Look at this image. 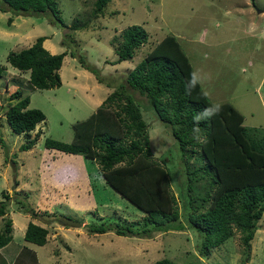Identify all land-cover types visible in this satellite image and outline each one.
<instances>
[{"label": "rangeland", "instance_id": "rangeland-1", "mask_svg": "<svg viewBox=\"0 0 264 264\" xmlns=\"http://www.w3.org/2000/svg\"><path fill=\"white\" fill-rule=\"evenodd\" d=\"M56 2L66 25L78 19L83 26L70 30L43 15L0 11V200H4L2 191L11 196L6 215L0 216V230L8 217L13 228L11 242L0 251V264H152L162 258L174 264H264V215L256 224L249 251L241 231L233 228V235L206 256L198 252V233L185 219L189 208L184 181L186 160L193 168L201 162L193 154L189 157L190 149L187 154L180 151L169 128L138 92L133 91L134 101L147 123L154 158L169 170L181 230L153 232L150 238L120 236L113 231L90 234V224L112 223L140 232L151 225L144 224L145 212L105 183L94 160L44 146L47 137L70 142L72 124L86 119L113 90L83 68L78 55L103 76L119 79L117 75L133 69L168 34L176 37L194 71L206 76L200 84L209 100L230 102L243 115V125L264 131V0H111L98 18L91 15L95 0ZM134 24L147 31V42L131 59L112 63L117 58L115 39H121V31ZM40 36L46 37L52 54L67 53L58 88H33L29 72L6 61L10 51L27 48ZM71 51L77 57H71ZM17 89L29 98L28 108L45 114V120L29 134H16L6 120L8 104L15 102L10 96ZM35 135L34 146L20 150ZM203 185L204 179L194 184L199 193L205 191ZM62 216L82 226H63L58 222ZM29 221L48 229L44 245L23 239Z\"/></svg>", "mask_w": 264, "mask_h": 264}, {"label": "trees", "instance_id": "trees-1", "mask_svg": "<svg viewBox=\"0 0 264 264\" xmlns=\"http://www.w3.org/2000/svg\"><path fill=\"white\" fill-rule=\"evenodd\" d=\"M110 1L95 0L92 17L103 15ZM0 11L13 15H43L50 23L70 30L83 26L78 19L66 25L56 0H0ZM11 22L12 17H9L7 23ZM66 34L69 36L70 32ZM120 37L114 43L113 39L111 41L117 56L112 62L115 64L131 59L135 50L147 42L148 34L143 26L134 24L124 28ZM45 39L40 36L29 47L6 55V61L21 72H29L28 82L41 90L61 86L59 70L67 55L66 51L50 53L43 46ZM70 55L77 57L74 51ZM78 61L99 83L113 90L86 119L72 124L70 142L47 137L44 146L94 160L105 183L145 212L144 224L151 225L140 232L130 226L100 223L87 225V231L90 234L113 231L120 236L150 238L153 232L183 228L177 223L180 213L171 191L169 170L154 158L147 123L134 101L133 91H136L146 98L157 119L169 128L180 151L187 154L190 149L189 157L193 154L195 160L201 162L193 168L186 160L184 181L189 208L185 219L198 233V252L206 256L233 235V228L241 231L242 243L249 251L256 224L264 215V131L243 125V115L230 102L219 103L221 110L217 115L197 124L194 119L197 114L215 104L201 84L188 89L194 69L173 35L163 37L133 69L125 75H117L119 79L103 76L82 55H78ZM2 71L0 65V76ZM10 99L15 102L8 104L5 116L16 134H29L45 120L42 110L28 108L29 98L22 90H15ZM196 127L198 133L194 132ZM36 141L35 135L21 144L20 150L32 148ZM202 179L205 191L199 193L194 184ZM1 194L4 200H0V216H4L11 196L6 191ZM14 194L21 195L18 191ZM31 215L34 216V210ZM12 231L11 218H5L0 230V248L11 242ZM47 234V228L29 221L23 239L42 246L47 242ZM152 264L174 263L162 258Z\"/></svg>", "mask_w": 264, "mask_h": 264}, {"label": "clouds", "instance_id": "clouds-1", "mask_svg": "<svg viewBox=\"0 0 264 264\" xmlns=\"http://www.w3.org/2000/svg\"><path fill=\"white\" fill-rule=\"evenodd\" d=\"M206 79V76L202 75L199 70L193 71L190 74V79L188 81V89L195 88L198 84L202 83L203 80ZM221 110V106L219 104H215L211 107H206L203 109V111L194 118L197 124L200 121H208L210 120L213 116L217 115ZM194 132L198 133L199 128L196 127L194 129Z\"/></svg>", "mask_w": 264, "mask_h": 264}, {"label": "water", "instance_id": "water-1", "mask_svg": "<svg viewBox=\"0 0 264 264\" xmlns=\"http://www.w3.org/2000/svg\"><path fill=\"white\" fill-rule=\"evenodd\" d=\"M58 222L62 224L63 226H70V227H80L82 226V223L79 221H76L70 217L62 216L58 219Z\"/></svg>", "mask_w": 264, "mask_h": 264}, {"label": "crops", "instance_id": "crops-1", "mask_svg": "<svg viewBox=\"0 0 264 264\" xmlns=\"http://www.w3.org/2000/svg\"><path fill=\"white\" fill-rule=\"evenodd\" d=\"M43 46L50 52V53H52L53 51H51V49H48V47H46V46H48V45H46L45 44V40L43 41ZM114 49V48H113ZM62 83V82H61ZM27 226V225H26ZM47 236H48V234H47ZM8 245H6V246H4V247H2V248H0V251H4V249L7 247ZM1 264H2V262H1ZM8 264H11V263H8Z\"/></svg>", "mask_w": 264, "mask_h": 264}]
</instances>
